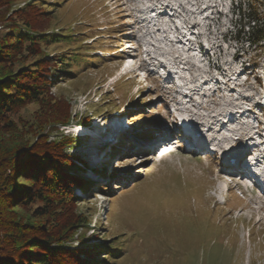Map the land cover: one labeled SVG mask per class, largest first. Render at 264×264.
I'll return each mask as SVG.
<instances>
[{
	"label": "rangeland",
	"instance_id": "374dc122",
	"mask_svg": "<svg viewBox=\"0 0 264 264\" xmlns=\"http://www.w3.org/2000/svg\"><path fill=\"white\" fill-rule=\"evenodd\" d=\"M25 3L36 5L40 31L70 36L73 46H50V56L73 49L83 59L72 62L78 72L71 80L57 78L49 92L50 108L57 102L60 111L29 104L15 116L19 133L28 130L18 136L25 144L38 133L35 118L68 106L69 124L44 134L72 137L65 152L93 180L82 194L74 191L86 224L71 245L107 253L115 244L114 264H264L263 196L230 185L212 149H201L204 157L170 143L149 153L140 144L190 120L206 140L219 139L212 147L219 152L257 149L264 39L250 44L237 12L242 4L262 17L264 0H22L13 9ZM112 129L121 133L109 137ZM239 133L249 140L233 145ZM7 139L0 134L2 147ZM21 175L13 194L27 185ZM13 213L25 221L18 208Z\"/></svg>",
	"mask_w": 264,
	"mask_h": 264
},
{
	"label": "trees",
	"instance_id": "16d2710c",
	"mask_svg": "<svg viewBox=\"0 0 264 264\" xmlns=\"http://www.w3.org/2000/svg\"><path fill=\"white\" fill-rule=\"evenodd\" d=\"M20 2L0 0V25L7 27L0 31V134L8 136L4 147L0 144V264H114L119 254L115 244L105 247L107 253L82 243L71 245L76 231L86 224L77 209L80 198L74 193L85 186L77 163L83 161L65 152L72 137L49 141L44 134L45 129L69 124L68 106L44 121L35 118L38 133L32 142L20 144L18 140L28 131L22 128L19 133L15 121L19 111L29 104L50 113L58 110L57 102L50 108V90L57 78L68 81L78 72L72 62L83 61L73 49L61 52L60 57L50 56L46 50L50 46L61 42L73 46L68 43L70 36L40 31L36 5L25 3L13 9ZM240 8L237 15L245 20L249 43L258 45L264 39V14L261 17L253 7L242 10V4ZM19 172L27 185L22 193L13 194ZM17 208L25 221L13 213Z\"/></svg>",
	"mask_w": 264,
	"mask_h": 264
},
{
	"label": "bare ground",
	"instance_id": "6f19581e",
	"mask_svg": "<svg viewBox=\"0 0 264 264\" xmlns=\"http://www.w3.org/2000/svg\"><path fill=\"white\" fill-rule=\"evenodd\" d=\"M248 136H249V135H248ZM250 138H251V137H250ZM248 139H249V138H248ZM197 142H198L199 145H201V144L199 143V139L197 140ZM240 155H241V154H240ZM241 157L244 158L242 155L240 156V158H241ZM236 159H238V157H236ZM259 159H260V158H259ZM256 162H257V160H256L255 163H253V164H256ZM258 162H259V161H258ZM254 171L256 172L257 169L255 168ZM255 172H254V179H257V178H258V175H257ZM255 176H257V177H255ZM251 177H252V175H251ZM258 180H260V179L258 178Z\"/></svg>",
	"mask_w": 264,
	"mask_h": 264
}]
</instances>
